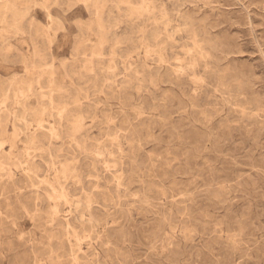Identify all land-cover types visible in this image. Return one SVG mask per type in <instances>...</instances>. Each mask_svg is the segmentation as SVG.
Returning <instances> with one entry per match:
<instances>
[{
	"label": "rangeland",
	"instance_id": "rangeland-1",
	"mask_svg": "<svg viewBox=\"0 0 264 264\" xmlns=\"http://www.w3.org/2000/svg\"><path fill=\"white\" fill-rule=\"evenodd\" d=\"M0 264H264V0H0Z\"/></svg>",
	"mask_w": 264,
	"mask_h": 264
},
{
	"label": "bare ground",
	"instance_id": "bare-ground-1",
	"mask_svg": "<svg viewBox=\"0 0 264 264\" xmlns=\"http://www.w3.org/2000/svg\"><path fill=\"white\" fill-rule=\"evenodd\" d=\"M97 10V9H96ZM99 20V19H98ZM46 37V36H45ZM48 43V42H47ZM171 68V67H170ZM148 69V68H147ZM50 80V79H49ZM117 174V173H116Z\"/></svg>",
	"mask_w": 264,
	"mask_h": 264
}]
</instances>
